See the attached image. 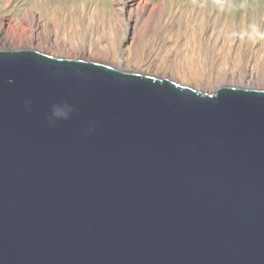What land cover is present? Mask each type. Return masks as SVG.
Segmentation results:
<instances>
[{
	"label": "water",
	"instance_id": "water-1",
	"mask_svg": "<svg viewBox=\"0 0 264 264\" xmlns=\"http://www.w3.org/2000/svg\"><path fill=\"white\" fill-rule=\"evenodd\" d=\"M0 264H264V90L0 50Z\"/></svg>",
	"mask_w": 264,
	"mask_h": 264
},
{
	"label": "rangeland",
	"instance_id": "rangeland-1",
	"mask_svg": "<svg viewBox=\"0 0 264 264\" xmlns=\"http://www.w3.org/2000/svg\"><path fill=\"white\" fill-rule=\"evenodd\" d=\"M143 2L146 8L161 6L164 9L165 17L170 22L165 24L162 37L167 35L177 38L176 40L181 44L186 39L183 38L184 34L186 36L187 31L191 33L190 29H194V34L198 36L197 40H202L203 44L207 42L208 47L215 48V50L211 49L212 58H215V53L221 49L223 51L232 49V55L223 60L220 69L215 72L210 82L184 79L177 77L175 72L160 71L158 74L145 72L146 74L142 75L169 79L179 85L210 95L216 94L217 90L222 87L264 90V0H143ZM117 3L118 5H116ZM127 3V0H0V26L2 28L0 50L31 49L40 52L43 47H46L33 23V17L38 15L44 23L57 14L65 16L69 20L71 18L74 20L83 19L87 24H91L93 20L100 21L102 16H105L106 19L110 18L114 9L119 8L126 12L127 21L125 23L129 24L127 14L131 12V8ZM188 20L189 25H187ZM183 28H186L187 31ZM90 30L92 32V29ZM126 34L127 37L123 38V43L134 47L136 42L134 30L129 29ZM23 39L29 40V45L26 48L21 44ZM63 48L64 46L60 50L50 46L46 48L45 54L57 58L108 64L111 67L116 66L115 69L120 68L121 71L127 72L124 70L125 65H118L114 61H107L104 58L94 59L95 57L91 56L80 59L76 48L72 46ZM259 49H262V59L256 66L253 59ZM236 53L244 56L241 58L237 56L239 60L243 59L241 64L227 66L228 62L233 63ZM249 60L251 64L247 65ZM130 63L132 62L130 61ZM231 67H235V69L230 70Z\"/></svg>",
	"mask_w": 264,
	"mask_h": 264
},
{
	"label": "bare ground",
	"instance_id": "bare-ground-1",
	"mask_svg": "<svg viewBox=\"0 0 264 264\" xmlns=\"http://www.w3.org/2000/svg\"><path fill=\"white\" fill-rule=\"evenodd\" d=\"M127 1H128L127 3L128 6H130L131 8V12L127 14V17H129L128 18L129 24L125 23V21H127L125 18L126 12L124 11V9H119V8L118 9L113 8L114 11L110 16V18L106 19L104 18L105 16L104 17L102 16V19L100 21L97 22L96 20H93L91 24L90 23L87 24L86 20L83 19L74 20L73 18H71V20H69V18H66L65 16H58L57 14H54L52 17H50L47 23H44V21L41 19L39 15L34 16L33 17L34 26L39 31L42 42L46 44L45 45L46 47H43L42 50H40V52L39 51L37 52L47 55L45 54L46 52L45 50L50 46L60 50L62 46H64V48L65 46H72L76 48L78 52L77 54L80 56V59L81 58L83 59V57L86 56H91V57H95L94 59L104 58L107 61H114L115 64L125 65L124 70L127 71L126 73H131V74L141 73L138 75H142V74H146L145 72L155 73V74H158L160 71H165L166 73L175 72L178 75L177 77H182L184 79H191L194 81L201 80L204 82L205 81L210 82L215 72L218 71V69H220L223 60L229 55H232L231 53L232 49H229L228 51L226 49H225L226 51H223L221 49L218 50L217 53H215L216 54L215 58L214 57L212 58L211 55L213 53H211V49L215 50V48L212 46L211 47L209 46L210 47L209 48L208 45H206L207 42L206 44H203L202 40H197L196 37L198 36L194 34L193 31L194 29H190L192 30V32L190 33L189 31H187L188 29L187 27H186L187 29L183 28V30L186 29L185 31L187 32H186V36L185 34L183 36V38L186 39L183 40V43L181 44L179 43V41L176 40L177 38L175 39L167 35L165 37L163 35L162 37L164 26L168 22V19L165 17L166 13H164V9L161 6L158 7L153 6L152 8L149 7L146 8L144 6L143 0H127ZM116 5H118V3ZM187 23H188L187 25H189V20ZM90 29H92V32ZM129 29L134 30L135 41H136V42L134 41L135 42L134 47H130L128 46L127 43H123V38L127 37L126 33H128ZM204 32L206 31L204 30ZM0 37H2L1 26H0ZM21 44L24 46V48H26L29 45V40L23 39ZM23 50H31V49H23ZM4 51H20V50H4ZM237 53L234 55L235 59L233 60V63L228 62L227 66L232 64L234 65L236 64V66H238L241 64L243 59L239 60L238 58L239 57L241 58L242 55L240 56V54ZM237 56L239 57L237 58ZM251 57L253 58V56ZM58 59H64V58H58ZM261 59H262V49H259L256 51V57L254 55L253 63L256 64V66H258L261 62ZM130 61L133 64L130 63ZM249 63L251 64L250 60L248 61L247 65H249ZM106 66H108V64H106ZM109 66L111 67V65ZM115 67L116 66L112 68L115 69ZM118 69L119 71H121L120 68ZM118 69L116 68V70ZM135 69H136V73H135ZM232 69H235V67L230 68V70ZM121 72H125V71H121ZM222 88H226V87H222Z\"/></svg>",
	"mask_w": 264,
	"mask_h": 264
},
{
	"label": "clouds",
	"instance_id": "clouds-1",
	"mask_svg": "<svg viewBox=\"0 0 264 264\" xmlns=\"http://www.w3.org/2000/svg\"><path fill=\"white\" fill-rule=\"evenodd\" d=\"M73 109L68 105H55L53 106L50 122L55 123L59 120H66L71 116ZM91 130V127H90Z\"/></svg>",
	"mask_w": 264,
	"mask_h": 264
}]
</instances>
